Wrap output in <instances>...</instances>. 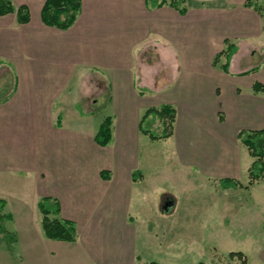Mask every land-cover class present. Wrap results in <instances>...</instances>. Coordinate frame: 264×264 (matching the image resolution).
<instances>
[{
    "label": "crops",
    "instance_id": "obj_1",
    "mask_svg": "<svg viewBox=\"0 0 264 264\" xmlns=\"http://www.w3.org/2000/svg\"><path fill=\"white\" fill-rule=\"evenodd\" d=\"M44 1L14 4L29 8L27 24H18L15 14L0 16V61L17 73L14 89L0 98V179H14L12 195H32L36 206L42 197L57 199L60 216L75 223L74 242L40 236L42 244L69 248L78 264H113L136 252L135 216L148 212L138 209V202L151 200L145 183L169 170L158 163L156 144L171 141L167 157L187 181L194 172L215 180L234 168L237 134L264 129V91L252 89L254 83L264 86V67L235 69L238 43H259L263 18L244 7L245 0L226 6L186 0L183 15L167 5L148 10L144 0H81L74 25L59 30L41 22ZM225 40L237 47L228 74L213 64ZM148 51L154 53L150 63L144 61ZM93 72L103 75L108 88L100 107L112 118L107 156L94 142L98 129L88 134L78 129V103L70 104L66 95L72 78ZM157 86L167 90L160 105L172 106L176 118L172 136L153 142L140 132L139 122L147 109L156 108L147 96ZM101 171L109 179H102ZM164 198L174 206L170 211L161 204L160 212L172 213L177 200ZM157 211L150 213L164 218Z\"/></svg>",
    "mask_w": 264,
    "mask_h": 264
},
{
    "label": "rangeland",
    "instance_id": "obj_2",
    "mask_svg": "<svg viewBox=\"0 0 264 264\" xmlns=\"http://www.w3.org/2000/svg\"><path fill=\"white\" fill-rule=\"evenodd\" d=\"M10 1L14 5L21 0ZM188 1L193 5L205 2L208 5L225 6L229 4V1H235L238 5L241 2V0ZM30 5L31 12H34V3ZM238 44L240 50L235 62L236 70L246 68L251 71L257 67H264V32L259 43L256 40L242 41ZM259 46L262 47V51L258 49L251 55ZM145 55L144 61L147 62L154 53L148 51ZM95 74L97 75L95 72L86 76L81 74L79 78L78 73V78H72L68 84L70 93L66 91L70 104L78 103L76 111H78V119L81 120L78 122V129L81 127L85 134L97 131L100 123L109 113L100 108L108 99L107 84L102 82V74H100L102 77L98 75L96 77ZM16 79L17 73L12 65L0 61V98L7 96L14 89ZM241 89L247 91L248 88L241 86ZM166 94V89L162 90L160 86H157L153 89V93L147 96V102L159 108ZM97 108L102 110H96L95 114L85 116ZM151 121L152 128L157 127L158 121L149 119L145 121L144 128H149ZM170 142H162L155 147L157 157L160 158L158 163L168 166L169 170H164L161 179L145 183L143 191H147L151 200L141 205V198L137 208H145L148 212L142 215L136 214V216L135 212H132L136 219V252L131 256H123L121 260L113 264L149 262L156 264H264V181L248 189L224 188L221 184L223 179H230L242 186L248 185V168L252 158L247 149L242 144L236 146L233 157L235 165L228 174L215 180H208L203 173L194 172L193 178L190 177L187 181L186 174H178L179 170L172 166L173 164L177 166L175 160L167 157L171 151L168 146ZM99 148L102 154L107 156V149ZM99 161L100 155H96L94 162ZM13 180L12 178L6 180V177L0 179V200H6L8 203L4 212L15 217L13 221L4 223L3 227L7 232L15 234L17 241L18 237L20 240L13 245L12 253L8 252L7 244L0 243V264H78V256L69 248H53L52 245L45 246L41 243L40 236L44 240L45 237L41 230V215L37 209L36 200L32 195H27L28 198H16V195H12L15 191L11 184ZM166 195H172L177 200L176 209L172 213L170 211L174 205L164 198ZM15 199L21 200V203L17 204ZM150 201L154 202L153 206ZM161 204L165 206V209L170 208V211L161 213L159 210ZM152 208L157 209L156 213L162 214L164 218L157 219L155 213L151 215ZM170 216L171 219L167 222L165 218ZM150 222L153 227L148 225ZM157 242L162 244L159 246ZM234 253H240L243 259L231 257Z\"/></svg>",
    "mask_w": 264,
    "mask_h": 264
},
{
    "label": "trees",
    "instance_id": "obj_3",
    "mask_svg": "<svg viewBox=\"0 0 264 264\" xmlns=\"http://www.w3.org/2000/svg\"><path fill=\"white\" fill-rule=\"evenodd\" d=\"M148 10L161 8L164 5L170 6L181 15L187 11L186 0H144ZM81 0H45L41 11L40 19L43 25L59 30H68L76 22L81 13ZM244 7L253 9L260 17L264 18V1L245 0ZM15 14L18 24H27L30 21V10L26 5L15 7L10 0H0V16ZM237 47L229 40L224 41V48L213 59L214 65H219L224 73H229V65L232 56ZM151 59L147 61L150 63ZM256 71V70H255ZM254 93L264 91V86L260 83H254L252 86ZM176 118V110L170 105H161L159 108H149L145 111L139 122V130L151 141L157 142L170 138L173 134V125ZM60 116L57 119V125L60 124ZM155 119L158 125L152 128L150 122L149 128H144L146 120ZM237 139L247 149L252 163L248 168V185L242 186L240 183L230 179H223L221 184L224 188H243L248 189L259 182L264 181V129L257 131H240ZM112 140V118L106 117L101 122L94 142L100 147H106ZM102 179H109L108 172L101 171ZM5 201L0 200V243L7 244L9 253L13 252V245L17 242V236L7 232L3 224L11 222L13 216L5 213ZM38 211L41 215V229L44 237L52 241H61L72 243L76 240L77 230L74 222L63 219L60 216V203L57 199L51 197H42L38 202ZM231 257L243 259L240 253L231 254ZM145 264H156L149 262ZM202 264V263H198Z\"/></svg>",
    "mask_w": 264,
    "mask_h": 264
}]
</instances>
